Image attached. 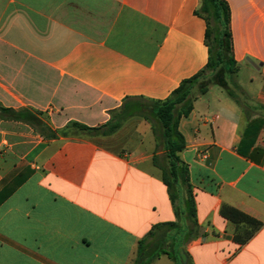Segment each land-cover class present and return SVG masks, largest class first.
<instances>
[{"label":"crops","instance_id":"0c3cea01","mask_svg":"<svg viewBox=\"0 0 264 264\" xmlns=\"http://www.w3.org/2000/svg\"><path fill=\"white\" fill-rule=\"evenodd\" d=\"M225 1L234 78L252 74L240 87L248 107L210 85L179 120L196 218L181 264H264V0ZM198 4L0 0V108L27 110L56 131L70 121L100 126L128 98L165 99L207 62ZM154 156L165 163L142 118L106 137L43 138L0 115V264H133L155 226L184 222ZM233 210L259 226L232 220ZM150 264L174 262L163 254Z\"/></svg>","mask_w":264,"mask_h":264},{"label":"trees","instance_id":"16d2710c","mask_svg":"<svg viewBox=\"0 0 264 264\" xmlns=\"http://www.w3.org/2000/svg\"><path fill=\"white\" fill-rule=\"evenodd\" d=\"M194 14L205 22L204 44L207 48V62L202 70L182 80L163 100L143 101L128 98L118 109L111 111L108 121L100 126L89 127L76 121H70L56 131H53L36 114L27 110L14 111L0 108V115L28 124L43 138L106 137L116 132L131 118L137 117L151 121L155 137L163 147L165 158V163L162 164L154 156L153 164L162 172V181L166 186L176 218H182L184 222L182 225L165 223L155 226L153 231L138 241L133 264H150L163 254H167L174 264H181L178 258L179 248L195 237V206L189 184L188 169L179 157L185 142L178 130V123L180 118L188 116L196 96L202 95L210 85H214L221 88L242 109L248 107L247 97L234 79L237 63L232 52L230 10L227 2L225 0H199ZM206 75H208V83L204 82ZM196 88L197 93L194 94ZM146 105L150 106L149 110L144 109ZM26 178L27 175L23 173L15 177L3 189L2 197L9 196ZM228 216L234 221L253 224L255 228L259 226L258 222L235 210L232 215ZM164 229L174 230V234L158 235ZM148 240L150 241L147 242ZM186 264H192L189 258Z\"/></svg>","mask_w":264,"mask_h":264},{"label":"rangeland","instance_id":"374dc122","mask_svg":"<svg viewBox=\"0 0 264 264\" xmlns=\"http://www.w3.org/2000/svg\"><path fill=\"white\" fill-rule=\"evenodd\" d=\"M251 75L252 74L247 73L245 70H241V71H239V73L237 74L236 78H234V79L238 83V85L242 89H244V88H246V86L251 84ZM207 77H208V75H206L205 78H204V82H206V83H208L207 82V79H208ZM253 78H254V81L252 82L253 83L252 85H256L257 86L258 84L261 83V78H260V76H258L257 73L253 74ZM215 89H216V87H215ZM196 93H197V88L194 89V94H196ZM240 99H241V97H240ZM247 100H248V97H247ZM144 109L145 110H149L150 108H149V106L146 105V106H144ZM244 110H245V108H244Z\"/></svg>","mask_w":264,"mask_h":264},{"label":"water","instance_id":"95a60500","mask_svg":"<svg viewBox=\"0 0 264 264\" xmlns=\"http://www.w3.org/2000/svg\"><path fill=\"white\" fill-rule=\"evenodd\" d=\"M248 62H249L253 67L257 68V66L254 65L251 61H248ZM180 257H181L182 261L184 262V256H183L182 252H180Z\"/></svg>","mask_w":264,"mask_h":264}]
</instances>
